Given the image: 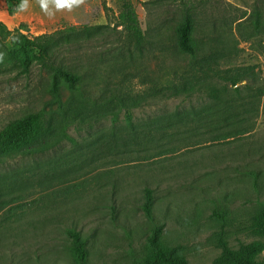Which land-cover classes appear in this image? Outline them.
<instances>
[{
  "label": "rangeland",
  "instance_id": "1",
  "mask_svg": "<svg viewBox=\"0 0 264 264\" xmlns=\"http://www.w3.org/2000/svg\"><path fill=\"white\" fill-rule=\"evenodd\" d=\"M125 1L135 8L140 46L119 26ZM186 11L198 40L219 39L231 51L209 71L199 55L193 62L175 48V28ZM257 12L262 26L254 31ZM0 23L10 31L23 25L30 38L68 27L99 28L57 54L84 78L85 106L67 92L54 102L48 76L36 65L28 76L16 75L18 48L12 40L0 45V130L43 112L63 134L43 155L0 165V173L30 180L15 217L7 223L0 216V264H72L66 228L81 233L88 264H141L155 225H163L165 244L183 246L190 264H215L220 251L213 237L221 228L210 215L223 204L232 213L224 229L230 247L263 242L248 227L264 203V96L250 97L264 89V0H0ZM229 75H239L235 86ZM181 86L188 91L168 97ZM235 89L241 113L253 106L256 115L245 136L199 145L193 138L188 147L159 157L151 144L145 151L129 142L128 152L121 151L127 112L137 130H155L154 119L205 106L210 91ZM251 172L259 174L258 190ZM145 188L153 194L152 220L142 210Z\"/></svg>",
  "mask_w": 264,
  "mask_h": 264
},
{
  "label": "trees",
  "instance_id": "2",
  "mask_svg": "<svg viewBox=\"0 0 264 264\" xmlns=\"http://www.w3.org/2000/svg\"><path fill=\"white\" fill-rule=\"evenodd\" d=\"M16 2L17 0H2ZM119 26H121L129 42L140 46L144 41V35L139 27L135 8L130 1H125L118 14ZM254 31L261 29L260 14L255 13L252 21ZM99 28L68 27L55 31L52 34H45L30 38L24 34V26L20 25L13 31L7 30L0 23V45L8 40L14 41L18 48L20 58L14 65H17L18 76H28L34 65L46 72L48 76V92L58 103L64 92L76 95L81 98L82 106L86 105L85 91L83 88L84 78L75 70L67 67L59 61L58 52L61 49L89 40ZM194 21L189 12H185L181 21L175 28V48L179 54H183L196 61L197 56L206 64V69H211V63L217 59H223L230 53L222 40L210 38L205 42L195 37ZM206 53H208L206 55ZM13 65V66H14ZM214 65V64H213ZM216 76V75H214ZM239 75H229L227 78L231 86L239 82ZM250 89V88H249ZM168 97L178 95L180 92L188 91L184 86L171 90ZM208 103L200 108L191 107L188 111H177L165 118H156L152 121L155 130H137L131 123L130 114L126 113L128 127L120 137L122 152H128L129 142L142 146L147 150V145H152L153 153L163 156L173 153L180 148V145L188 147L193 138L199 142L218 143L240 138L250 133L253 129L252 115L254 107L250 106L241 113L240 107L235 104L240 99L239 90L235 89L232 94L227 90L223 92L210 91L207 94ZM257 95L264 96V89L257 88L250 94L251 98ZM214 102L213 105H209ZM239 109V111H238ZM44 113L27 114L13 121L0 130V165L5 161L17 157H35L43 155L60 144V131L56 132L51 122L44 118ZM168 128V131L164 129ZM177 129L172 132L171 128ZM189 128V129H187ZM142 129V128H141ZM184 129V130H183ZM125 140H122V139ZM199 143V144H197ZM129 150V148H128ZM140 150V149H139ZM138 151V150H137ZM133 152V150H132ZM136 152V151H135ZM150 156V155H149ZM254 177V185L258 190L257 179L259 174L251 172ZM29 177L20 176L18 172L11 171L0 173V216L1 222H9L15 217V204L23 199L22 195L26 184H29ZM227 201V198L225 199ZM142 210L147 219H153L154 199L152 190L145 188ZM231 212L223 204L214 207L210 218L219 225L220 231L213 237V245L220 251L215 264H264L261 253L264 250V203L260 204L257 211L250 215L249 232L262 241H254L249 244H240L237 248L230 247L227 241V234L224 229L230 223ZM1 226V225H0ZM11 226H8L10 228ZM163 225H155L148 238L146 253L141 259V264H190L183 254V246H171L162 240ZM65 239L68 242L66 256L72 264H88V250L81 233L74 228L64 230Z\"/></svg>",
  "mask_w": 264,
  "mask_h": 264
}]
</instances>
